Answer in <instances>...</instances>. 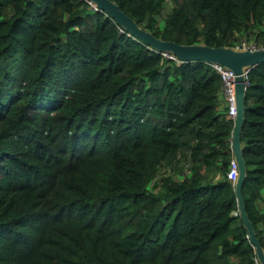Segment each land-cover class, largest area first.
Returning <instances> with one entry per match:
<instances>
[{
  "label": "trees",
  "instance_id": "1",
  "mask_svg": "<svg viewBox=\"0 0 264 264\" xmlns=\"http://www.w3.org/2000/svg\"><path fill=\"white\" fill-rule=\"evenodd\" d=\"M179 43L264 39V0H114ZM221 77L88 0H0V264H257L237 213ZM242 195L264 247V61Z\"/></svg>",
  "mask_w": 264,
  "mask_h": 264
},
{
  "label": "water",
  "instance_id": "2",
  "mask_svg": "<svg viewBox=\"0 0 264 264\" xmlns=\"http://www.w3.org/2000/svg\"><path fill=\"white\" fill-rule=\"evenodd\" d=\"M94 8L105 11L116 23L137 36L149 47L158 51L174 53L181 61L200 59L210 64H219L234 73V101L236 112L230 135L232 159L237 164V176L233 181L237 202V213L247 230V237L252 244L256 261L264 264V247L257 238L255 227L248 216L245 201L241 192L246 175V164L242 154L241 127L244 120V98L247 72L250 67L264 61V47L249 49L234 45L211 46L206 43H179L174 40L162 39L151 31L140 26L129 14L122 10L114 0H88Z\"/></svg>",
  "mask_w": 264,
  "mask_h": 264
},
{
  "label": "built area",
  "instance_id": "3",
  "mask_svg": "<svg viewBox=\"0 0 264 264\" xmlns=\"http://www.w3.org/2000/svg\"><path fill=\"white\" fill-rule=\"evenodd\" d=\"M236 47H246L249 49H256L259 47H264V39L262 41H246L245 39L241 38L239 42H236L234 45ZM162 52V51H161ZM163 55L173 58L177 61H181L174 53L163 51ZM213 67L219 72L221 77V96L227 106V114L229 117L234 119L236 107L234 101V73L232 70L223 67L219 64H212ZM247 84V82H246ZM238 170L236 162L231 158L230 160V167L227 172V177L230 178L232 181L236 179ZM257 262V261H256ZM258 264V262H257Z\"/></svg>",
  "mask_w": 264,
  "mask_h": 264
},
{
  "label": "rangeland",
  "instance_id": "4",
  "mask_svg": "<svg viewBox=\"0 0 264 264\" xmlns=\"http://www.w3.org/2000/svg\"><path fill=\"white\" fill-rule=\"evenodd\" d=\"M222 105H225V102H224L223 98H222Z\"/></svg>",
  "mask_w": 264,
  "mask_h": 264
},
{
  "label": "crops",
  "instance_id": "5",
  "mask_svg": "<svg viewBox=\"0 0 264 264\" xmlns=\"http://www.w3.org/2000/svg\"><path fill=\"white\" fill-rule=\"evenodd\" d=\"M221 105H222V101H221Z\"/></svg>",
  "mask_w": 264,
  "mask_h": 264
},
{
  "label": "bare ground",
  "instance_id": "6",
  "mask_svg": "<svg viewBox=\"0 0 264 264\" xmlns=\"http://www.w3.org/2000/svg\"><path fill=\"white\" fill-rule=\"evenodd\" d=\"M92 3V2H91Z\"/></svg>",
  "mask_w": 264,
  "mask_h": 264
}]
</instances>
